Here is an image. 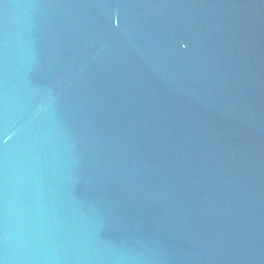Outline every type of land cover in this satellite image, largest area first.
<instances>
[{"label": "water", "instance_id": "95a60500", "mask_svg": "<svg viewBox=\"0 0 264 264\" xmlns=\"http://www.w3.org/2000/svg\"><path fill=\"white\" fill-rule=\"evenodd\" d=\"M0 264H264V0H0Z\"/></svg>", "mask_w": 264, "mask_h": 264}]
</instances>
